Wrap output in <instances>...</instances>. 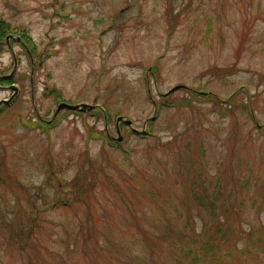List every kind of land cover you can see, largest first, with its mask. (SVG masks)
<instances>
[{
  "label": "rangeland",
  "instance_id": "rangeland-1",
  "mask_svg": "<svg viewBox=\"0 0 264 264\" xmlns=\"http://www.w3.org/2000/svg\"><path fill=\"white\" fill-rule=\"evenodd\" d=\"M0 20V264H264V0H0Z\"/></svg>",
  "mask_w": 264,
  "mask_h": 264
},
{
  "label": "trees",
  "instance_id": "trees-1",
  "mask_svg": "<svg viewBox=\"0 0 264 264\" xmlns=\"http://www.w3.org/2000/svg\"><path fill=\"white\" fill-rule=\"evenodd\" d=\"M10 31H11V27L8 24H6V23H4V22H2L0 20V44L1 45L6 43L5 40L8 37V35L10 34ZM21 40H22V43H23L24 46H29L27 44L28 43V37L27 36H25V35L21 36ZM211 96L212 95L210 94V95H207L208 98H204V97L202 98L199 95H196L195 94V95H192V101L191 102H193V101H200L201 99H204V100L211 101L212 103H215V104H219V105L222 104V106H224L226 108H228L231 105V101L228 102V105L229 106H227V105H224L222 103V101L217 96L216 97H211ZM158 105L160 106L158 109L161 110V107L162 108H170L172 104H171V101H169L168 98H164L163 97L158 102ZM230 109H231V107L228 108L227 110L229 111ZM77 114H80V113H77ZM80 115H82V114H80ZM44 126H46V125H44ZM99 135H101V136L103 135L104 136V137L102 136L103 138H105V137L108 136V134H107V136H106V134H99ZM2 174H3L4 180H7V179L10 178L9 173H8V171H7L6 168H3ZM81 176L84 177V175L82 173H78V176L74 180L75 182L73 184H74V187L77 185V188L76 189H77V193H80L79 196L84 197V196H86V190H88V188H90L91 184H89L90 181L89 182L88 181L86 182V179L85 178L81 179ZM83 189H85V190L83 191ZM195 196H196L197 201L199 202V209L200 210L202 208H204V207H208L205 204V199H203L201 197H198L197 195H195Z\"/></svg>",
  "mask_w": 264,
  "mask_h": 264
},
{
  "label": "water",
  "instance_id": "water-1",
  "mask_svg": "<svg viewBox=\"0 0 264 264\" xmlns=\"http://www.w3.org/2000/svg\"><path fill=\"white\" fill-rule=\"evenodd\" d=\"M183 86H177L176 88H174L172 90L173 91H176V90H179L181 89ZM61 109H67V110H71V111H80V112H84L83 108L79 107V106H72V105H67V104H64L62 106L59 107V111H61ZM130 125V123H128ZM121 140V138H119Z\"/></svg>",
  "mask_w": 264,
  "mask_h": 264
}]
</instances>
